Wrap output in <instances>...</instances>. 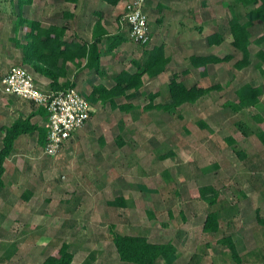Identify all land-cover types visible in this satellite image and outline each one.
Here are the masks:
<instances>
[{
	"label": "rangeland",
	"instance_id": "1",
	"mask_svg": "<svg viewBox=\"0 0 264 264\" xmlns=\"http://www.w3.org/2000/svg\"><path fill=\"white\" fill-rule=\"evenodd\" d=\"M147 4L151 44L141 47L125 40L122 61L107 58L103 70L113 73L109 77L121 70L135 72L132 62L162 45L169 59L162 81L168 77L167 83L175 80L210 91L193 105L167 112L147 108L163 101L164 94L153 102L144 75L141 98L132 104L117 98L112 108L94 100L90 120L76 132L82 138L55 157L45 156L38 141L31 152L19 153L16 170L10 168L6 181L17 175L11 184L18 191L20 215L26 216L16 217L15 226L0 235V244L10 240V251L17 248L20 264H45L63 245L73 264H128L118 259L112 233L170 243L175 249L172 264H234L228 249L218 243L230 237L243 264H264V146L256 137L254 120L256 115L264 120V62L257 57L260 48L251 44L248 63L236 68L243 57L232 46L228 29L233 11L243 22V13L252 7L241 10L233 0ZM0 6V79L10 66L32 74L21 62L18 46L26 26L21 18L14 20L17 27L7 25L10 6L7 1ZM215 28L223 39L210 45ZM263 30V23H254L251 41L262 37ZM208 56L231 60L203 67L190 63L191 57ZM244 85L260 87L261 103L234 112L225 105L237 104L236 90ZM5 97L10 96L3 95L0 86V99ZM122 105L131 108L123 111ZM29 112L26 107L22 114ZM118 198L123 207L115 206ZM211 212L217 216V231L204 232ZM8 252L0 250L1 263ZM155 264L166 263L159 259Z\"/></svg>",
	"mask_w": 264,
	"mask_h": 264
},
{
	"label": "trees",
	"instance_id": "2",
	"mask_svg": "<svg viewBox=\"0 0 264 264\" xmlns=\"http://www.w3.org/2000/svg\"><path fill=\"white\" fill-rule=\"evenodd\" d=\"M105 1H108L112 5H116L121 0ZM233 5L239 7L241 10L252 7L249 11L243 13V22L241 17L233 11V9L235 10L237 7L231 9L234 13L228 23V29L232 38L231 44L242 54L243 57L240 62L235 64V67L242 68L243 66H246L249 58L248 48L251 44L260 48L257 57L264 62V51L262 49L264 47V35L251 41L252 36L249 31L256 22L264 24V0H233ZM120 18L121 15L118 16V20ZM21 22L23 25L26 23L23 20ZM15 27H17V25ZM216 28L213 29L214 32L209 35L208 44L210 45H219L223 39V34L220 32V29L217 30ZM125 32L127 33V31H122V33H117V35L110 37L109 46L107 47L106 52H111L125 42V40H128L133 45L141 47H146L152 42V32H150L149 42L145 45L133 43L128 36L123 34ZM25 33L23 44L20 45L19 43L18 45L19 48L22 46L21 62L28 65L32 71L41 74L50 80V89L48 91L74 88L71 83L59 85L58 80L66 75V62H73L75 58L87 59V66L94 71H99L100 56L97 50L98 48L96 47L97 42H94V45L87 48L85 45L79 46L78 43L61 40L63 33L58 28L49 27L47 29H41L40 26L34 22L29 24V29L28 27H25ZM228 60H231L230 56H226L225 59H220L215 56L191 57L190 63L195 67H203L208 64H218ZM168 63L169 59L165 57L163 46L157 45L150 49L140 62H132L136 68L135 72L122 70L120 73L113 76L114 86L112 88L106 89L103 86L94 87L90 97L86 100L89 104L95 102L94 100H97L108 103L112 108H115V100L117 98H123L126 101H130L137 96L136 93L143 87L142 77L144 75L149 79H154L166 71ZM168 86L171 102L154 107L149 105L147 108H157L167 112L180 107L185 103L193 105L200 96H203L210 91L209 89L203 90L196 89L195 87L187 88L184 83H177L175 80L170 81ZM236 96L238 99L237 104L231 102L227 103L225 106H228L234 112H239L244 108H251L261 103L260 99L262 96V90L260 87L244 85L236 90ZM120 108L123 111H127L131 108V105H122ZM42 112L45 114L43 108ZM31 118L32 115H29L24 119H17L10 127L5 128L2 145L0 146V190L4 187L3 178L6 173V164L9 158L14 154V142L20 136L26 134L31 135L34 132H38V145L41 147L42 151L44 149L46 143V130L44 131L39 129L36 125H31ZM254 120L258 125L255 133L256 137L264 146V120L259 115H256ZM231 142L232 140L229 139L228 143ZM208 203L213 204L210 200H208ZM114 204L115 206L123 207L124 201L123 199L118 198V200L114 201ZM217 228L218 222L216 213L211 212L206 216L203 231L215 232L217 231ZM112 243L118 259L124 263L155 264L156 261L161 259L166 264H172L175 261V256L173 255L175 249L170 243L153 244L148 242L144 237L120 235L117 233H112ZM218 243L224 245L228 249L230 252V258L234 264H243L236 246L230 237L222 238ZM71 260L72 255L67 251V245H63L47 259L45 264H70Z\"/></svg>",
	"mask_w": 264,
	"mask_h": 264
},
{
	"label": "crops",
	"instance_id": "3",
	"mask_svg": "<svg viewBox=\"0 0 264 264\" xmlns=\"http://www.w3.org/2000/svg\"><path fill=\"white\" fill-rule=\"evenodd\" d=\"M4 1H7L10 6V19L8 17L6 21L8 23L7 25L14 24L16 26L14 20L21 18L26 22L25 26L28 27V29L31 22L37 23L41 29H47L49 27L58 28L63 33L61 40L75 42L78 43L79 46L85 45L87 48L94 45V42H97L96 47L98 48L97 50L100 56L99 71L97 72L89 68L87 66V59L75 58L73 62H66V75L63 78H59V85L71 83L84 98H87L91 94L94 87L103 86L106 89H110L114 86L113 77L108 76L109 74L113 75V73H107V71L103 70V67L106 66L105 63L107 58H110L113 61L116 59L118 62H121L123 56L127 54L122 47L125 42L111 52H106L107 47L109 46L110 37L117 35V33H122V31L118 30L117 17L123 12V0L116 5H112L105 0H0V5ZM147 5L146 0L144 5L146 13L148 12ZM2 8L3 7L0 6V9ZM172 10L174 9H171V11ZM114 17L117 19L114 20L115 23L113 25ZM123 34L127 36L126 32ZM5 39H7V37ZM209 48L210 47H207V49ZM116 62L117 61H115V64H117ZM163 75H166L165 71L154 79H148L149 83L147 84L151 85L152 88L150 87V91H153H149L148 95H150L151 99L152 97L154 98L153 102L158 98H163L161 95L164 94V100L159 103H153L155 106L157 104L164 105V103L168 102V77L162 81L161 79L163 78ZM207 75L208 73L203 74L204 77ZM32 76L38 88L43 91H48L50 89V80L48 78L34 71H32ZM144 87L145 84L143 83L141 89ZM161 87L163 88L161 89ZM141 89L138 91L140 93H137V96L133 98L134 100L141 98L140 95L143 91H141ZM133 99H131L128 104H132L134 101ZM149 101L151 100H148L147 102ZM20 103L22 105H20ZM31 104L29 105L27 104V101L14 97L0 99V146L2 145L5 128L10 127L14 121L23 116L27 117L32 115L30 120L31 125H36L39 129L45 131V125L47 123L46 112L44 114L42 108ZM22 107H24L25 110ZM26 107L30 109V112L24 115L22 114V111L26 112ZM81 134L80 131L77 134L75 132L65 148L76 142V140H80L82 138ZM38 137V132H34L31 135H22L14 142V154L9 158L6 164V173L3 178L4 187L0 190V235L2 233L5 234L9 228L15 226L14 223L17 220L16 217H18V215L26 216L23 213L20 215L19 208L17 207L18 191H15L11 184L16 181L17 175L14 174V176H11L9 182L6 181V178H8V173H12L10 171L11 169L16 170V164L14 165V162H16V158H18V154H23L28 150L31 152L35 143L38 141ZM36 145H38V143H36ZM3 239L6 238L4 237ZM0 245H2L0 250L4 251L5 249L9 251L0 264H20L17 248L14 249V253L10 251V240H6L5 243ZM70 264H73V258Z\"/></svg>",
	"mask_w": 264,
	"mask_h": 264
},
{
	"label": "built area",
	"instance_id": "4",
	"mask_svg": "<svg viewBox=\"0 0 264 264\" xmlns=\"http://www.w3.org/2000/svg\"><path fill=\"white\" fill-rule=\"evenodd\" d=\"M123 5L121 18L117 21L119 30L127 31L133 43L147 44L151 31L144 10L145 0H123ZM0 84L3 95L30 102L45 110L47 123L43 154L47 157L59 154L72 135L90 120L91 106L75 88L43 91L24 67H10Z\"/></svg>",
	"mask_w": 264,
	"mask_h": 264
}]
</instances>
